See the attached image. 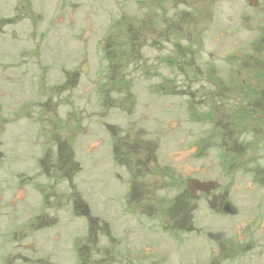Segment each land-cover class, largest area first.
I'll list each match as a JSON object with an SVG mask.
<instances>
[{"label": "rangeland", "instance_id": "obj_1", "mask_svg": "<svg viewBox=\"0 0 264 264\" xmlns=\"http://www.w3.org/2000/svg\"><path fill=\"white\" fill-rule=\"evenodd\" d=\"M32 1L0 7V241L35 264H264V2Z\"/></svg>", "mask_w": 264, "mask_h": 264}, {"label": "flooded vegetation", "instance_id": "obj_2", "mask_svg": "<svg viewBox=\"0 0 264 264\" xmlns=\"http://www.w3.org/2000/svg\"><path fill=\"white\" fill-rule=\"evenodd\" d=\"M23 5L27 8L33 7V1L32 0H22ZM19 0H0V7H10L12 10L18 7ZM15 17V16H14ZM14 19H8L6 16H3L0 14V27H5L6 25L13 24ZM12 37L16 35L15 32H13ZM30 215V213H29ZM32 223L35 222V218L33 217V220L30 221ZM32 232L35 230V227L31 229ZM0 236L2 237V232L0 231ZM13 238L12 241L8 242H2L0 241V264H35L34 260L30 258L29 256L25 257L23 253H25L27 250L32 249L35 251V249L30 247L32 243H20L18 240V232L16 229H13ZM4 251L6 253L10 251V254H8V257L4 259ZM22 251V252H21ZM22 255V256H21Z\"/></svg>", "mask_w": 264, "mask_h": 264}, {"label": "water", "instance_id": "obj_3", "mask_svg": "<svg viewBox=\"0 0 264 264\" xmlns=\"http://www.w3.org/2000/svg\"><path fill=\"white\" fill-rule=\"evenodd\" d=\"M259 1L264 2V0H254L253 4L258 3ZM82 71L86 73L85 67L82 68ZM187 187L190 193L194 197H197L198 193L209 194L212 191L216 190L217 188H219V183L215 181L201 182V181L192 179L188 182ZM84 211L86 212V210ZM220 213L225 216L227 215L236 216L238 214V209L233 205V203L229 199H226L221 208Z\"/></svg>", "mask_w": 264, "mask_h": 264}, {"label": "trees", "instance_id": "obj_4", "mask_svg": "<svg viewBox=\"0 0 264 264\" xmlns=\"http://www.w3.org/2000/svg\"><path fill=\"white\" fill-rule=\"evenodd\" d=\"M234 125H235V123H234ZM235 127H237L236 125H235ZM238 129H239V127H238ZM240 130V129H239ZM241 132H246V128H245V125L243 126V129L242 130H240V132L239 133H241ZM236 133H238V131L236 132ZM235 146V145H234Z\"/></svg>", "mask_w": 264, "mask_h": 264}]
</instances>
